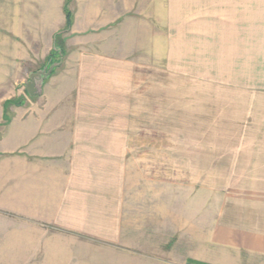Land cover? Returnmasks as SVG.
Here are the masks:
<instances>
[{
    "label": "rangeland",
    "instance_id": "1",
    "mask_svg": "<svg viewBox=\"0 0 264 264\" xmlns=\"http://www.w3.org/2000/svg\"><path fill=\"white\" fill-rule=\"evenodd\" d=\"M122 4V16L77 35L66 26L65 0H0V69L8 72L4 79L0 71V100L42 103L45 88L66 87L67 50L101 42L102 53L123 62L121 75L109 71L94 86L107 92L109 124L125 140L136 139L128 142L141 159L150 152L155 166L148 175L187 187L198 208L203 200L206 237L210 219L244 213L238 202L264 174V0ZM82 5L71 0L72 21L91 25L79 15ZM55 31L56 56L45 62ZM51 65L36 83L40 94L30 97V74ZM182 195L172 193V206Z\"/></svg>",
    "mask_w": 264,
    "mask_h": 264
},
{
    "label": "crops",
    "instance_id": "2",
    "mask_svg": "<svg viewBox=\"0 0 264 264\" xmlns=\"http://www.w3.org/2000/svg\"><path fill=\"white\" fill-rule=\"evenodd\" d=\"M75 1L91 23L72 21L77 35L123 15L122 0ZM100 43L67 50L66 87L45 88L42 103L0 100V264H264V174L238 202L244 213L210 219L205 237L203 200L148 175L150 152L141 159L109 124L107 92L94 86L123 62Z\"/></svg>",
    "mask_w": 264,
    "mask_h": 264
},
{
    "label": "water",
    "instance_id": "3",
    "mask_svg": "<svg viewBox=\"0 0 264 264\" xmlns=\"http://www.w3.org/2000/svg\"><path fill=\"white\" fill-rule=\"evenodd\" d=\"M53 65H51L47 71L41 70L30 74L29 81L26 83V92L30 97L40 94L37 86V81L41 80L43 77L48 76L51 72Z\"/></svg>",
    "mask_w": 264,
    "mask_h": 264
},
{
    "label": "trees",
    "instance_id": "4",
    "mask_svg": "<svg viewBox=\"0 0 264 264\" xmlns=\"http://www.w3.org/2000/svg\"><path fill=\"white\" fill-rule=\"evenodd\" d=\"M70 2H71V0H65V6H64L65 20H66L67 28H69L72 24V11L69 8ZM56 45L59 46L58 43ZM59 48H61V47L59 46ZM53 51H54V49H53ZM197 264H204V263H197Z\"/></svg>",
    "mask_w": 264,
    "mask_h": 264
}]
</instances>
